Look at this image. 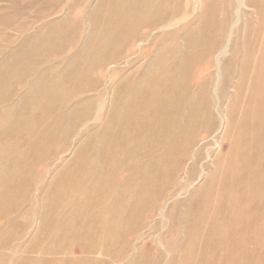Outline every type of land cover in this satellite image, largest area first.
<instances>
[{
	"label": "bare ground",
	"instance_id": "bare-ground-1",
	"mask_svg": "<svg viewBox=\"0 0 264 264\" xmlns=\"http://www.w3.org/2000/svg\"><path fill=\"white\" fill-rule=\"evenodd\" d=\"M200 1L198 14L192 15L190 0H98L91 10L88 0H71L66 8L80 6V15L49 23L39 34V51L31 47L1 74L23 71L32 76L30 86L41 100L34 115L14 118L23 127L13 130L11 145L20 152L3 153L6 142L0 139V190L10 192L45 182L43 173L29 171L37 161L49 166L63 155L95 108L105 106L107 87L98 73L115 66L109 107L87 127L74 156L46 187L59 202L69 174H78L75 201L83 211L75 223L87 229L78 230L73 245L65 243L55 252L44 249L42 264H161L160 252L149 241L124 260L164 201L198 179L196 154L184 184L176 188L182 161L211 128L212 89L218 108L227 102L231 147L221 173L184 203L182 218L176 217L179 208L162 215L170 224L185 226L183 235L190 238L180 241L176 227L166 230L168 248L179 255L170 264H234V259L264 263V0ZM61 6L38 19L61 13ZM35 53L44 59L39 72L42 59ZM26 117L33 126L23 123ZM23 154L29 157L6 163L10 155ZM7 200L27 202L12 196ZM58 218L47 215L48 223L37 235L47 239ZM156 221L149 235L160 229L161 218ZM15 237L13 241L19 239ZM24 249L29 253L26 262L39 251L36 245Z\"/></svg>",
	"mask_w": 264,
	"mask_h": 264
},
{
	"label": "rangeland",
	"instance_id": "rangeland-1",
	"mask_svg": "<svg viewBox=\"0 0 264 264\" xmlns=\"http://www.w3.org/2000/svg\"><path fill=\"white\" fill-rule=\"evenodd\" d=\"M43 1L44 0H18V1L17 0H0V57H1L0 58V139H2L3 142H6L5 145L1 146L3 153H6V151L10 152L11 154L15 153V152H20V150L17 147H14L13 145H11V142H12L13 137H14L12 133L15 131V129L18 130L21 127H23V126H19L18 122H14V118L17 115L19 116L23 113H26L27 116L34 115L38 111V109L40 108L41 100L36 99V97H35L36 89L31 88L32 86H30V81L33 78L32 76L22 74L23 71H21V72L15 71L13 73L15 78L17 77V80H15L13 74L11 76L8 75V76H4V77H1L2 76L1 74L5 73V71L8 73L9 70H7L8 69L7 67L9 65H11L10 63L12 61L14 62L15 59H18L20 57L25 56L27 54V52L30 51L31 47H33L35 49L34 50L35 52L39 51V49H40V47L38 45L39 44L38 41L40 39L39 34L40 33L43 34V32H44L43 30L45 28H47V25H49V23H51V22L55 23V22L59 21L60 19H63L65 16H68L69 14H70L69 16H73L74 18H76L80 15V11H81L80 6L75 7L72 11H68V9L66 8L67 4L71 0H62V1L61 0H46L44 2ZM97 1L98 0H88V3H87L88 9L91 10L96 5ZM190 1L194 5L192 15L198 14L199 9L201 7V1L200 0H190ZM216 1H220V0H216ZM29 2L31 3V6H30ZM52 2H53V4H52ZM82 2H84V0H79L78 4H81ZM27 3H28V5H27ZM58 3H60V4H58ZM23 4H24V6H21ZM49 5H50V7H49ZM60 6L63 9V10H61V13L59 12L58 14L50 17V19H48V18L47 19H38L39 17H37V16L43 15L44 13L48 12L52 8H60ZM38 8H39V10H38ZM246 10L247 11L243 10V12L245 13V17H246V19L244 18V20L248 21V20H250V14H249V10L248 9H246ZM21 14L22 15L24 14V15L22 16ZM28 14H30V15H28ZM244 20H242L241 22L243 23ZM29 33H30V35H29ZM239 34H240V36L242 34V24L240 27ZM31 44H32V46H30ZM35 54H36V56H35L36 59H42L40 57L38 58L37 53H35ZM46 55H49V54H46ZM44 57H45V55L43 54V58ZM43 63H44V59H42V61L39 60V63L37 65L38 72H39L40 68H42L41 64H43ZM112 67H115V66L111 65V66L107 67L106 70H104V71L102 70L101 72L98 73V75L101 76L102 79H104L103 85L106 86L107 89L110 91V94L108 96L109 92L106 89L105 100H103L104 103H106L105 106L104 107L98 106L95 108V111H93V113H92V119L90 120V122L86 125H83L80 128L81 130L80 129L78 130L79 136H77L78 135L77 134L75 137H73L71 139L70 145L68 147L69 149H67V151L63 155H59L54 159L55 162L53 161L52 164H50L51 168H50V165L49 166L45 165L47 167L46 168L42 163L37 161L36 166H33L34 168H32L29 171V174H31V173L32 174L43 173V175L45 176V182L41 183V184L37 183L29 190H24V189L15 190V191L10 190V192L7 190H0V198L2 201V203L0 201V243H1L0 244V264H5V263L7 264V262H8V264H22V262H25L24 264H42V262H43L42 257L44 256V253H45L44 249H47L50 252H55L58 248H60V246H62L65 243L73 245L72 243L74 242V236L76 235L78 230L80 229L81 231H83V230L87 229L86 227L78 226L75 223L77 214L81 213L83 211L82 207H80L77 204V202L75 201L76 197H77V190L75 189V187L77 185L76 179H77L78 174H69L68 180H67V184H69V185L67 186V189L60 192V194L62 196H61V199L59 202H54V194L52 192H50L48 189H46V187H48L51 184L52 179L55 176L54 174H56V172H58L62 168L63 164H65L67 161H69L74 156L77 145L79 144V142H81V140L83 139V135L86 134V131L88 130L87 127H89L91 125V123H92V125L94 123H96L97 122L96 120L98 119V117L101 116V113L104 111V109L107 110V108L109 107V99L111 97L110 95H112L111 94L112 89L109 87V85H110V79H111V72L114 70V68H112ZM12 77H13V79H12ZM21 78L23 80H21ZM12 81H14L13 84H12ZM15 90H16V92H14ZM213 90L214 89L211 90V96L213 99V103L211 106L212 119H210L211 123L208 121V128H210V127L211 128L207 132H205L201 135L198 142L196 143L197 145H195V147L191 151L189 159L186 158L182 161V163H181V169H182L181 173L182 174H180V176L178 177L176 188L181 186V184H184L183 181H184L186 174L188 172V168L194 162V157L196 156V154L198 155V159L196 161L195 167H196V172L199 175L198 179L195 182L191 183L190 185H185L184 190L182 192L178 191L175 193L176 195H174V197H172L171 199L167 198L168 200L166 199L164 201L162 206L156 212L157 216L154 215L152 217L153 221H151L152 220L151 219L150 223L147 225V227H145L144 230H142V232L140 233V235L142 237L139 235L138 238L139 237H141V238H139V239L137 238L135 240L136 242L134 241V245L132 244V249L129 251V253H127L125 255L127 258H125L124 263H126L128 260H130L131 255L133 253H135V251L138 250L139 247L141 249V247L143 246V244L146 241H149L150 244L152 245V247L154 246V250H155L154 252H156V251L158 253L160 252V254H161L160 258L163 259V260H161L162 262L160 261L161 264H164V263L170 264L174 259L179 258V255L175 254L174 251L171 248H168V246H167V244H168L167 240H169V237H168L166 230L170 226H171V228L176 227V230H178V233H179L178 237H180L179 238L180 241L184 240V239L190 240L189 236L186 233H184V235H183V232H185V230H184L185 226H183V225L181 226L180 224L174 225L172 222L170 224L169 219L162 220V215L168 214V213H170V211L173 213L174 210L176 211V209L179 208L177 210L178 215H176V217L179 219L182 218V216L186 210V207H187V205L185 206L184 203L186 201H188L194 193H197L201 189L203 184H205L208 181L209 182L213 181L214 180L213 174H220L221 173L222 166L224 165V162H225L224 159H226L225 156H226L227 150H229L231 147L232 141H230L231 140L230 135H232V134L227 133V124H226V119H225V110H226V106H227L226 99H224L225 103L222 101V103L220 104V106H223V107L218 108L217 102H215V94H214ZM7 99H8L9 103L8 104L3 103V100L6 101ZM25 103H27V105H25ZM107 105H108V107H107ZM217 109H219V110H217ZM216 110H217V112H216ZM95 117H96V119H94ZM219 117H221V118H219ZM215 121H216V123H215ZM23 123L25 125L33 126L35 122L33 120H31L30 118L26 117V119ZM209 124L212 126H210ZM209 131H211V132H209ZM27 137H28L27 134L22 135V139H27ZM8 144H9V146L7 147ZM224 146H226V147H224ZM228 146H230V147H228ZM48 151H49V148H48L47 152ZM200 153H201V156H200ZM202 154H203V156H202ZM25 155L26 154L21 155L22 157L24 156L23 158L22 157L17 158V156L10 155L9 158L7 159L6 163H13V162L19 163L20 161H22V159L23 160L26 159V157L28 155L27 156H25ZM60 157L62 158L63 161L61 160ZM33 158H34V155H33ZM55 166H56V168H55ZM1 175L7 176L9 174H1ZM15 175H22V174H15ZM39 189H40V191H39ZM10 196L15 197V199H23L24 198L25 200H27L28 203L26 202V205H25V203H17V202H14L12 204V202H9L7 200L10 198ZM33 198H34V200H33ZM175 202H177V203H175ZM29 206L31 208H29ZM181 209H182V211H181ZM29 210H30V212H29ZM165 211L168 213H166ZM178 211H179V213H178ZM37 215H38V217H37ZM47 215L53 216V217L59 216V218H58L59 220L56 222L55 225H52V227L50 228L49 237L47 239H43V238L39 237L37 234L40 232V229L46 223H48L47 219H46ZM67 216H69V217H67ZM159 217L161 218V225L162 226L160 225V229L158 230V232L156 234L149 235V230L153 226V222L155 223V221L157 220L156 222L158 223V221H160ZM28 218L30 219V221ZM32 219H34V221L36 219V221L34 222ZM162 221H163V223H162ZM21 223L24 225L25 229H24V227H22L23 225ZM29 226H30V228H29ZM50 226H51V224L49 225V227ZM22 228H23V230H22ZM23 231H26V232L23 233ZM146 232L148 233V235ZM159 234H161V236L164 239ZM163 234H164V236H163ZM186 235H187V237H186ZM15 236L19 237V239L17 240L18 242L13 241V238H16ZM179 240L176 239V242L179 243ZM164 241L166 244L164 243ZM31 245L38 246V250L40 251V253H39V251H36L35 253L32 254V258L30 259V261L26 262V260H28L29 253L24 248L31 246ZM41 246H43V247H41ZM156 246H157V248H156ZM15 249H17L16 252H15ZM18 249L20 250V252ZM149 251H150L149 254H151L153 250L149 249ZM74 254L77 255V251H75ZM169 255H171V256H169ZM1 256H3V257H1ZM240 263L241 264L242 263L247 264L244 261H241L239 259H236V261L234 259V264H240ZM120 264H123V262ZM249 264H254V263H249ZM262 264H264V263H262Z\"/></svg>",
	"mask_w": 264,
	"mask_h": 264
}]
</instances>
